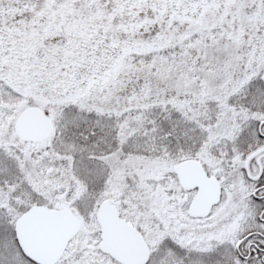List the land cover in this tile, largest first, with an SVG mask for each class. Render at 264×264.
<instances>
[{
	"label": "snow or ice",
	"instance_id": "snow-or-ice-1",
	"mask_svg": "<svg viewBox=\"0 0 264 264\" xmlns=\"http://www.w3.org/2000/svg\"><path fill=\"white\" fill-rule=\"evenodd\" d=\"M0 264H264V0H0Z\"/></svg>",
	"mask_w": 264,
	"mask_h": 264
}]
</instances>
